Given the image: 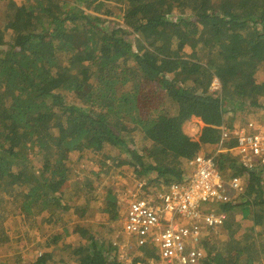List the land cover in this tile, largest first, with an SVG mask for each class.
Here are the masks:
<instances>
[{
	"label": "trees",
	"instance_id": "obj_1",
	"mask_svg": "<svg viewBox=\"0 0 264 264\" xmlns=\"http://www.w3.org/2000/svg\"><path fill=\"white\" fill-rule=\"evenodd\" d=\"M243 114L264 116V0H0L6 264H122L116 187L147 178L166 191L195 153L241 180L228 203L203 207L228 218L200 264H264L259 173L221 143Z\"/></svg>",
	"mask_w": 264,
	"mask_h": 264
},
{
	"label": "built area",
	"instance_id": "obj_2",
	"mask_svg": "<svg viewBox=\"0 0 264 264\" xmlns=\"http://www.w3.org/2000/svg\"><path fill=\"white\" fill-rule=\"evenodd\" d=\"M220 91L214 80L210 91ZM250 119L243 114L241 127L230 132L223 128L221 143L234 139V151L241 164L250 172L259 173L264 191V116ZM188 174L181 183L171 184L166 191L156 184L148 187L141 178L134 191L138 198L129 201L120 219L121 230L113 247L118 262L123 264H200L203 259V239L217 241L218 229L226 222L225 211L203 209L207 204L229 202V193H237L241 180L225 183L213 158L195 153ZM211 235V237H205ZM121 236L125 237L123 240ZM133 241V244L131 243Z\"/></svg>",
	"mask_w": 264,
	"mask_h": 264
},
{
	"label": "rangeland",
	"instance_id": "obj_3",
	"mask_svg": "<svg viewBox=\"0 0 264 264\" xmlns=\"http://www.w3.org/2000/svg\"><path fill=\"white\" fill-rule=\"evenodd\" d=\"M73 13V12H72ZM160 45V42H155V44H154V46L155 47H158ZM213 91V90H212ZM192 122L193 123H197V124H199L200 125V122L197 120V119H193L192 120ZM117 154H118V152H113L112 154H111V159H114V158H116L117 157ZM96 160L97 159V157H91V160ZM111 162V161H110ZM91 162H89L88 161V164H90ZM83 168V165H81L79 168H78V170L80 171L81 169ZM77 170V172L78 173H81V172H79ZM111 178H113L112 176H108L107 178H105V181H104V183L103 184H100V183H94L93 184V186H92V192H93V196L94 195H98V196H101V195H103L104 194V190H103V188L104 187H108V186H110V183H109V181L108 180H110ZM112 182V181H111ZM119 188H121L120 186H117L116 187V189H115V191L116 192H114L115 194H114V198L113 199H111V200H114V204H117V206H118V208H120V210H124L125 208H126V204L129 202V201H131V200H133V199H136V198H138L139 197V195H140V193L139 192H136V191H134V190H132V188L131 189H129L125 194L123 193V192H120L119 190ZM161 188H163V187H160V186H158V189L160 190ZM122 193H123V195L124 196H122ZM116 194H118V195H121V196H119V197H116ZM88 198V197H87ZM93 222V221H92ZM110 232L107 234V235H105L106 236V238H110L111 236H112V232H111V226L109 227V229H108ZM110 240H111V238H110ZM1 252H3V250L1 251ZM5 257H7V255H5L4 253H1L0 254V264H6L7 262L4 260V258ZM12 257V256H11Z\"/></svg>",
	"mask_w": 264,
	"mask_h": 264
},
{
	"label": "crops",
	"instance_id": "obj_4",
	"mask_svg": "<svg viewBox=\"0 0 264 264\" xmlns=\"http://www.w3.org/2000/svg\"><path fill=\"white\" fill-rule=\"evenodd\" d=\"M160 187H164V186H160ZM163 188H161L160 189V191L162 190ZM159 190V189H158ZM119 234H120V232H119ZM121 238L123 239V240H126V238L125 237H123V236H121ZM131 243L133 244V241L131 240ZM116 250V249H115ZM115 261L116 262H118V260H117V256H115ZM120 263H122V262H120ZM123 264V263H122ZM127 264V263H126Z\"/></svg>",
	"mask_w": 264,
	"mask_h": 264
}]
</instances>
